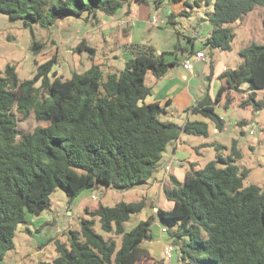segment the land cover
Listing matches in <instances>:
<instances>
[{
	"label": "trees",
	"instance_id": "1",
	"mask_svg": "<svg viewBox=\"0 0 264 264\" xmlns=\"http://www.w3.org/2000/svg\"><path fill=\"white\" fill-rule=\"evenodd\" d=\"M190 1L197 8L213 10L208 19L213 31L200 50L211 55L215 50L231 52L236 37L231 25L256 8L264 9V0H186L184 5L193 9ZM146 3L0 0V13L23 21L32 32L34 26L51 29L68 18L99 22L101 17L113 18L126 6ZM181 15L189 12L184 10ZM168 18L173 23L176 16ZM44 47L34 41L31 51L38 55ZM124 48L132 58L125 70L107 79L95 64L64 79L54 71L56 56L37 63L31 80H21L10 64L0 69V264L14 249L15 235L27 223L28 214L44 212L57 190L66 194L70 205L89 190H133L154 181L164 153L182 134L209 137L205 122L179 125L161 120L168 115L170 100L164 106L147 103L152 96V88L146 85L148 72L161 79L177 63L167 61L164 53L158 56L151 46L127 44ZM83 51L95 53L85 41L77 47V52ZM239 55L240 65L218 77L222 85L215 98L208 88L187 110L212 121L219 132L226 122L216 108L223 102L225 108L231 107L232 92H242L247 86L250 95L240 106L263 109L256 98L264 89V46L251 44ZM32 117L39 125L21 135L19 123ZM214 146L217 151L227 150L220 144ZM242 159L234 140L230 154L219 158L223 167L217 161L202 169L192 165L184 182L171 176L173 186L165 188L164 194L173 203L172 209L157 208L130 231L127 224L146 210V199L113 207L88 206L85 212L90 219L81 220V230H70L68 243L56 242L53 261L39 264H153L145 245L153 240L156 221L166 229L179 264H264V189L244 186L250 171L238 165ZM96 219L103 232L121 237L119 249L115 240L95 231Z\"/></svg>",
	"mask_w": 264,
	"mask_h": 264
},
{
	"label": "rangeland",
	"instance_id": "2",
	"mask_svg": "<svg viewBox=\"0 0 264 264\" xmlns=\"http://www.w3.org/2000/svg\"><path fill=\"white\" fill-rule=\"evenodd\" d=\"M162 1L161 4L158 0H147L146 4L141 5L132 4L120 10L113 18L101 17L99 22L68 18L51 29L34 26L32 32L31 28H25L23 21L11 20L0 13V69L4 70L10 64L16 67L21 80H31L37 71V63H44L56 56L57 64L54 71L64 79L70 78L73 73H84L94 64L101 66L104 79H107L110 74H119L125 70L126 63L132 58V54L125 50V45H146L153 47L158 56L164 53L167 61H178L175 66L176 72L173 75L181 78L183 74H187L190 77L189 84L192 89H202L200 92L203 93L209 88L215 98L222 81L216 79L212 82L208 76L202 74L191 76L182 66L183 56L181 54V50L191 48L188 37L197 36L198 39L203 40L212 34L213 26L208 19L213 10L206 7L197 8L191 1L193 9L187 8L182 1ZM156 7L163 8L157 9ZM184 10L189 12L188 16L181 15ZM171 12L176 16L173 23L168 18ZM154 16L159 19L158 25L152 24ZM133 17L142 20H138L132 27L131 20L135 21ZM263 18L264 9L256 8L241 21L231 25L236 36L231 52H218L213 57L208 50H205L209 60L212 61L214 58L217 69L222 68L223 65L237 68L242 62L239 55L241 49L251 44L264 46ZM34 41L45 45L38 55H34L31 51ZM83 41L95 50L94 54L86 51L77 52V47ZM201 47L202 44L196 40L195 48L200 49ZM176 54L177 57H175ZM156 80L152 72H148L146 85L149 87L151 82ZM241 90L242 92L230 94L234 99L231 107L225 108V102L217 107V114L226 120V130L215 132V124L205 119L211 130L209 137L182 134L178 142L179 150L176 153V159H173L171 144L164 153L154 176L157 177L163 172L164 165L172 159L174 167L180 168L185 165L187 170L192 165L196 169H202L212 161H217L219 167H223L219 158L230 154L233 141L236 140L243 155L238 165L250 171L248 178L244 181V186L257 185L264 189V89L258 92L256 98V101L263 105L261 111H256L253 105L246 108L240 106V103L248 99L250 95L245 86ZM199 117L202 118V116ZM161 120L184 125L187 121V114L182 113L174 118L170 115H162ZM38 125L32 117L25 122H20L18 130L23 135L33 132ZM251 132H254V135H251ZM215 144H220L227 150L217 151ZM152 182L126 192L106 187L95 190L91 195L89 192H84L71 205L66 194L62 190H57L51 195V204L44 212L40 215L28 214L27 223L21 225L15 235L14 249L6 254L1 264L52 262L57 255L56 242L68 243V232L70 230L80 231L81 220L90 219L85 212L88 206L102 204L113 207L120 202L132 203L146 199L151 204L144 212L132 217L126 227L130 231L140 221L155 214L153 208L158 207L157 204H160L164 195L161 190L164 191L165 188L172 186L171 180L170 183L161 185L158 195L151 198L148 196L149 193L147 194V188ZM154 190L157 193V189ZM165 199L164 203L168 206V201ZM95 231L107 240H115L118 249L120 248L121 237L103 232L99 219H96ZM152 231L154 239L149 242V246L154 256L160 259L158 243L162 238L167 239V234L158 235L156 227H152ZM174 259L176 260V252H174ZM153 264H163V262L154 261Z\"/></svg>",
	"mask_w": 264,
	"mask_h": 264
},
{
	"label": "crops",
	"instance_id": "3",
	"mask_svg": "<svg viewBox=\"0 0 264 264\" xmlns=\"http://www.w3.org/2000/svg\"><path fill=\"white\" fill-rule=\"evenodd\" d=\"M158 1H160V2H158L160 4H161V2H163L162 0H158ZM185 1L186 0H182V3L184 4ZM162 8H157V9H162ZM173 14L174 13L171 12L169 14V16L173 15ZM133 18H135V17H133ZM138 20H142V19L141 18H135V21L131 20L132 27L136 24V22H138ZM210 36H211V34L203 40L198 39L197 36L188 37V43L191 45V48L189 50H185V52L183 50H181V54L183 56V59L185 56H189V55L194 56L196 51H200L202 49V47L200 49L195 48L196 40H197V42H200L203 46L204 42ZM190 40L192 41V43H190ZM191 51H193V53ZM203 52L206 56V59L202 60V61L195 60L194 67L192 70H187L183 67L185 70H187V72H189L191 74V76H197V75L199 76L201 74L206 75L208 77L212 76L213 77L212 82H213L214 80L218 79V77L221 75V73L224 72L225 70L235 69V68H231V67H226L224 65L222 68L217 69L215 62H214V58H212V61H211V59L209 60V56L206 54L205 51H203ZM218 52H221V51L215 50L212 54L213 57H214V55L216 56V54ZM190 53H192V54H190ZM175 57H177V54ZM170 62H175V61H170ZM176 63H178V61H176ZM175 72H176V69L174 66L169 70V72L167 73V75L165 77L151 82V86H149V87L152 88V96L147 99V103L149 104V103L159 102L161 105L164 106V105H167V102L170 100L171 104L167 106L168 116L170 115L171 117L174 118L175 116H179L182 113H186L187 114L186 123L188 121H200V122L206 123L207 121L205 120L204 117H202L203 119L199 117L201 115L194 114L192 111L187 112V110L189 108H191L192 106H194L196 104L197 100L200 99L206 93V91L202 93V92H200L202 89H192V87L189 84L190 77L187 74H183L181 76V78H179L178 76L173 75V73H175ZM245 87L247 88V86H245ZM210 94H211V92H210ZM211 96H212V94H211ZM216 112H217V108H216ZM220 117L226 122V120L224 119L223 116H220ZM224 130H226V128ZM215 132H217V130H215ZM210 134H211V130H210ZM180 140H181V138H180ZM179 141H177L176 143L171 145L173 148V155H174L173 159H176V153L179 150V146H178ZM173 159L164 165L163 172H161L157 177H155L154 181L151 184H149V186L147 188V194L149 193L148 194L149 197L153 198L154 195H158L159 187L161 185L167 184V182L170 183L171 176H175L178 179V181L184 182L185 177H186L187 167L185 165H182L180 168L174 167V162H173L174 160ZM167 167H170L169 170L167 169ZM172 186L170 188H172ZM154 189H157V193L155 192ZM161 189H162V187H161ZM94 191L95 190H89L86 192H89V194L91 195ZM161 191L164 193L163 189ZM164 199H165V194L163 195L160 204H157L158 207L153 208V212L156 213L158 210L157 208H162L164 210H171L172 209L173 203H171L167 200L168 206H166L164 203ZM149 204H151V203L147 202V208H148ZM160 205H163L165 207H162ZM153 214L149 215V217L152 216ZM153 227H156L158 235L165 234V232H163L164 228H162L159 221H156L154 223ZM153 239H154V232H153ZM167 244H171V242L165 238H162L161 241L158 243V247H159L158 250L160 252L158 255H159L160 259H158L154 256V252L150 249L149 243H148V245H145V247L150 250L152 257L154 258V261L156 263L161 261V262H163V264H176V262H178L177 255H176V260L174 259V255H173V258L170 261L167 260V258L164 255V248ZM161 256H163V258H161Z\"/></svg>",
	"mask_w": 264,
	"mask_h": 264
},
{
	"label": "built area",
	"instance_id": "4",
	"mask_svg": "<svg viewBox=\"0 0 264 264\" xmlns=\"http://www.w3.org/2000/svg\"><path fill=\"white\" fill-rule=\"evenodd\" d=\"M158 22H159V19L156 16H154V19L152 20V24L158 25ZM205 59H206V56H205L204 52L198 51L195 53L194 56H192V55L185 56L183 61H182V65L185 69L192 70L194 67L195 60L202 61ZM251 135H254V132H251ZM169 168L170 167H167L168 170H169ZM163 232L166 233V229H164ZM164 255L167 258V260H169V261L172 260L173 255H174V246L172 244H167L165 246Z\"/></svg>",
	"mask_w": 264,
	"mask_h": 264
}]
</instances>
